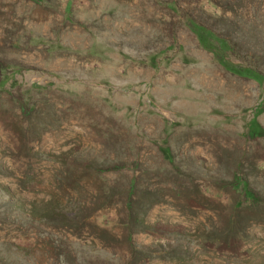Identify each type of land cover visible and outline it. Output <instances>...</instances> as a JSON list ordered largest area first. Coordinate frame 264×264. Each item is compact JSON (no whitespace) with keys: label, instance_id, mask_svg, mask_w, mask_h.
I'll return each instance as SVG.
<instances>
[{"label":"rangeland","instance_id":"374dc122","mask_svg":"<svg viewBox=\"0 0 264 264\" xmlns=\"http://www.w3.org/2000/svg\"><path fill=\"white\" fill-rule=\"evenodd\" d=\"M190 18L264 73V0H0V264H264V83Z\"/></svg>","mask_w":264,"mask_h":264},{"label":"trees","instance_id":"16d2710c","mask_svg":"<svg viewBox=\"0 0 264 264\" xmlns=\"http://www.w3.org/2000/svg\"><path fill=\"white\" fill-rule=\"evenodd\" d=\"M187 22L190 24L189 26L191 30L195 33L199 44L203 48L209 50L227 71L240 77L252 79L257 83H264V73L262 71L248 65L244 66L233 63L224 56V51L231 49L232 45L227 38L217 34L212 29L199 23L193 18H190ZM249 130V135L251 137L260 136V134L263 133L256 120L251 121ZM236 185L241 186L249 198L252 200L255 199L252 193H250L248 182L246 180H242L238 176L236 177Z\"/></svg>","mask_w":264,"mask_h":264}]
</instances>
